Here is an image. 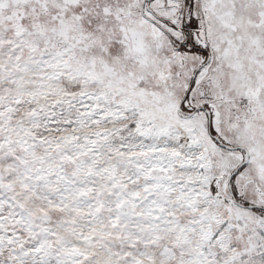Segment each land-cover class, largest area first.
<instances>
[{
  "label": "snow or ice",
  "instance_id": "6c2138e0",
  "mask_svg": "<svg viewBox=\"0 0 264 264\" xmlns=\"http://www.w3.org/2000/svg\"><path fill=\"white\" fill-rule=\"evenodd\" d=\"M0 264H264V0H0Z\"/></svg>",
  "mask_w": 264,
  "mask_h": 264
}]
</instances>
